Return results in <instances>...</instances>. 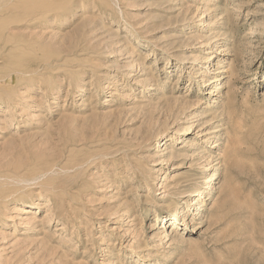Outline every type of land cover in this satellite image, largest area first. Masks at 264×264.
Instances as JSON below:
<instances>
[{
	"label": "rangeland",
	"instance_id": "374dc122",
	"mask_svg": "<svg viewBox=\"0 0 264 264\" xmlns=\"http://www.w3.org/2000/svg\"><path fill=\"white\" fill-rule=\"evenodd\" d=\"M0 264H264V0H0Z\"/></svg>",
	"mask_w": 264,
	"mask_h": 264
},
{
	"label": "bare ground",
	"instance_id": "6f19581e",
	"mask_svg": "<svg viewBox=\"0 0 264 264\" xmlns=\"http://www.w3.org/2000/svg\"><path fill=\"white\" fill-rule=\"evenodd\" d=\"M52 2L55 3L54 1H51V3H52ZM47 4H48V3H47ZM80 4H81V3H80ZM45 5H46V4H45ZM50 5L52 6V4H50ZM35 7H36V6H35ZM39 8H40V7H39ZM44 8H45V7H44ZM48 8H50V7H48ZM42 9H43V8H42ZM54 9H55V8H54ZM40 10H41V9H40ZM36 11H38V10H36ZM43 11H44V10H43ZM50 11H51V10H50ZM50 11H48V12H50ZM38 12H39V11H38ZM51 12H52V11H51ZM39 13H40V12H39ZM43 14H44V13H43ZM48 14H50V13H48ZM37 15H38V14H37ZM45 15H46V14H45ZM45 15H44V16H45ZM52 15H53V14H52ZM42 16H43V15H42ZM47 16H48V15H47ZM49 17H51V16H49ZM45 18H46V17H45ZM48 20H49V19H48ZM208 51H209V50H208ZM106 56H107V55H106ZM186 58H187V57H186ZM186 58H184V59L182 60V63L187 62ZM207 59H208V60H207L206 62H208V64H209V61H211V59H212V55L207 56ZM204 63H205V62H204ZM128 65L130 66V64H128ZM132 65H133V64H132ZM132 65H131V66H132ZM129 66H128V67H129ZM131 66H130V67H131ZM130 67H129V68H130ZM203 67H204V66H203ZM206 67H208V66H206ZM206 67H205V68H206ZM206 69H207V68H206ZM198 72L203 73V72H205V70H199V69H198ZM198 72H197V73H198ZM130 75H132V74H130ZM202 76H203V75H202ZM212 76H213V75H212ZM211 79H212V78H211ZM208 81H209V80H206V81L204 82V84L207 85ZM140 83H141V82H140ZM144 83H145V82H144ZM216 84H217V87H218V88H219V87H223V86H220V82H217ZM219 89H220V88H219ZM203 132H204V131H203ZM207 133H208V132H207ZM208 134H209V133H208ZM208 139H209V138H208ZM159 142H160V144H161V143H162V140H159ZM208 142H209V141H208ZM209 144H210V143H209ZM161 145H162V147H163V146L165 145V143H163V144H161ZM161 150H162V149H161ZM161 153H162V152H161ZM212 179H213L212 176H209V177H208V184H210V182H211ZM205 182H206V181H205ZM204 192H206V189H205V188H202V189H200V190L198 191V195H200L201 198H202L201 201H200V203H199V205H198L199 207H202V206L204 205V200H205V197H206V195H204ZM207 195H208V194H207ZM199 207H198V208H199ZM201 209H202V208H201ZM180 211H181L180 213H185V212H183V208H182ZM24 212H25V211H24ZM29 212H30V211H29ZM29 212H28V213H29ZM164 217L167 218L168 215H166V216H164ZM162 220H163V219H162ZM166 220H168V219H166ZM171 220H172V219H171Z\"/></svg>",
	"mask_w": 264,
	"mask_h": 264
}]
</instances>
